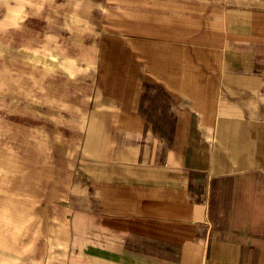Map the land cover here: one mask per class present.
I'll return each mask as SVG.
<instances>
[{
    "label": "crops",
    "instance_id": "1",
    "mask_svg": "<svg viewBox=\"0 0 264 264\" xmlns=\"http://www.w3.org/2000/svg\"><path fill=\"white\" fill-rule=\"evenodd\" d=\"M0 264H264V0H0Z\"/></svg>",
    "mask_w": 264,
    "mask_h": 264
}]
</instances>
